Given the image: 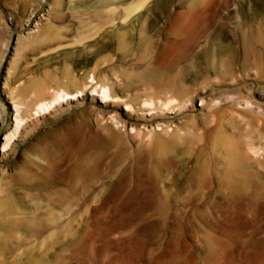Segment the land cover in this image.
Masks as SVG:
<instances>
[{
	"label": "rangeland",
	"instance_id": "rangeland-1",
	"mask_svg": "<svg viewBox=\"0 0 264 264\" xmlns=\"http://www.w3.org/2000/svg\"><path fill=\"white\" fill-rule=\"evenodd\" d=\"M140 1L0 0V264L264 249V0L162 65L204 0Z\"/></svg>",
	"mask_w": 264,
	"mask_h": 264
},
{
	"label": "bare ground",
	"instance_id": "bare-ground-1",
	"mask_svg": "<svg viewBox=\"0 0 264 264\" xmlns=\"http://www.w3.org/2000/svg\"><path fill=\"white\" fill-rule=\"evenodd\" d=\"M145 1L146 0L140 1V3L134 4L133 6L130 7V9L128 8L127 10L132 12L136 11L139 9L140 6H143V3ZM233 1L234 0H226L225 5L231 7V3ZM221 2L222 0H204L203 2L201 1L198 2L199 4L195 5L193 7V10L188 9V11L186 12L176 13L174 15L173 21L171 22L172 23L171 25L173 27V30L178 32V35L182 37H179V39L175 41H170L166 44V51L164 50L165 51L163 52L164 54H161V56L158 59V62L161 65L169 63L171 61V58H173L178 53V51L186 52L187 50L195 46L199 42V40L208 32L209 28L212 26L214 22L213 17L218 11V7L220 6ZM231 10H232L231 12H233L232 19L240 23L241 20L238 14H235L236 7L235 6L231 7ZM65 95H66L65 96L66 99L73 100L72 96H69L67 93ZM19 110L18 108L15 109L17 113H19L18 112ZM163 179H164V175L163 172H161L158 174V177L155 180L156 182H154L156 183V187L159 186V183H161ZM262 208L264 210V207ZM221 247L217 250L216 249L212 250V252L207 254V256L205 257V261L208 262V260H210L212 256H213L212 257L213 260V258L216 256V259L212 261L214 262L213 264H236V246L235 248H231L225 245V247H223L225 248L224 249L225 251L223 250V248L221 249ZM191 249H192V244L187 240L183 241L181 244V256L176 255L178 257L175 260L176 257L174 258L173 256L176 253L175 247L173 244H168L163 252L164 256L162 257L168 258V256L169 257L173 256L174 262H180L183 264L184 262H186L185 261L186 257L190 254ZM245 258L247 264H264V249L261 248L259 250H256V252L254 251V253H246ZM188 264H195L193 256H191L190 259L188 260Z\"/></svg>",
	"mask_w": 264,
	"mask_h": 264
}]
</instances>
